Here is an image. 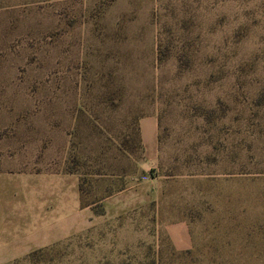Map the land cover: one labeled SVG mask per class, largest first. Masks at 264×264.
Returning <instances> with one entry per match:
<instances>
[{"label": "rangeland", "instance_id": "obj_1", "mask_svg": "<svg viewBox=\"0 0 264 264\" xmlns=\"http://www.w3.org/2000/svg\"><path fill=\"white\" fill-rule=\"evenodd\" d=\"M5 162L76 173L96 215L10 264H264V0H0Z\"/></svg>", "mask_w": 264, "mask_h": 264}, {"label": "crops", "instance_id": "obj_2", "mask_svg": "<svg viewBox=\"0 0 264 264\" xmlns=\"http://www.w3.org/2000/svg\"><path fill=\"white\" fill-rule=\"evenodd\" d=\"M134 1L148 6L152 0ZM140 135L144 148L142 168L147 169L148 163L158 158L157 116L141 119ZM103 201L108 213L132 206L131 199L120 194ZM95 216L91 204H82L76 173L62 169L38 171L29 162H20L19 167L8 162L0 165V264L13 263L68 241ZM172 231L180 248L191 246L185 222L174 225Z\"/></svg>", "mask_w": 264, "mask_h": 264}, {"label": "trees", "instance_id": "obj_3", "mask_svg": "<svg viewBox=\"0 0 264 264\" xmlns=\"http://www.w3.org/2000/svg\"><path fill=\"white\" fill-rule=\"evenodd\" d=\"M29 256H30V255H29ZM29 256H28V257H29ZM14 263H16V261H15Z\"/></svg>", "mask_w": 264, "mask_h": 264}]
</instances>
